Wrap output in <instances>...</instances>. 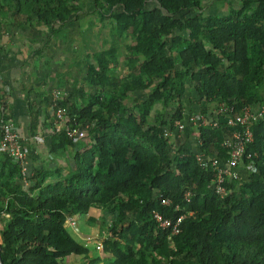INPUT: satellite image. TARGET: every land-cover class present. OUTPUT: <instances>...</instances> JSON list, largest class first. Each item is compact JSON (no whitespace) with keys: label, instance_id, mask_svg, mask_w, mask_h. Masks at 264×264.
<instances>
[{"label":"trees","instance_id":"trees-1","mask_svg":"<svg viewBox=\"0 0 264 264\" xmlns=\"http://www.w3.org/2000/svg\"><path fill=\"white\" fill-rule=\"evenodd\" d=\"M85 1L0 0V23L7 10L14 26H30L34 20L59 28L77 18L74 13ZM90 1L112 12L110 18L120 30L135 33L127 54L131 75L137 74L138 80L129 89L148 87V96L131 107L122 103L127 95L122 87L113 86L109 73L117 64L115 48L93 51L86 56L91 58L85 68L87 83L107 88L93 92L89 103L70 104L68 96L58 98L53 121L47 125L53 155L62 156L63 148L75 150L71 172L53 171L58 177L54 178L37 168L29 178L33 186L26 191L17 183L20 167L0 150L1 264H62L70 247L63 245L61 219L84 216L90 208L101 210L106 228L100 248L104 263L264 264V117L251 127L253 141L247 147L251 157H244L239 169L245 168L249 176L238 189L240 179L229 177L225 195L217 194L210 186L213 171L208 159L229 158L224 141L234 130L227 124L230 116L246 106L256 109L264 104V0H235L241 2L240 9L211 17L212 25L204 30L199 29L203 21L199 13H191L201 2L213 0ZM149 1L155 6L147 8ZM182 12L187 16L178 18ZM60 31L50 34L65 38ZM216 49L228 62L225 71L219 68ZM186 74L197 95L206 104L214 103L213 117L199 115L216 123L196 126L188 121L199 147L192 151L181 144L174 169L168 160L172 134L165 135V129L172 133L174 122L183 121L180 106L168 125L162 120L151 123L149 112L154 103L166 105L175 91H181ZM221 103L226 110L220 113ZM59 108L64 109V121L56 131ZM7 119L0 113V123ZM66 125H88L86 138L75 141L66 134ZM198 154L207 157L203 168ZM163 199L170 203L163 204ZM154 211L173 223L183 216L179 232L159 227ZM93 262L88 258L85 264Z\"/></svg>","mask_w":264,"mask_h":264},{"label":"rangeland","instance_id":"rangeland-1","mask_svg":"<svg viewBox=\"0 0 264 264\" xmlns=\"http://www.w3.org/2000/svg\"><path fill=\"white\" fill-rule=\"evenodd\" d=\"M155 6L153 1H149L147 8ZM242 7L240 1L235 0H213L203 1L192 11L191 15L199 13L202 17V25L200 30L209 28L212 25L211 17L220 18L230 15L232 10H237ZM120 7L116 9L119 10ZM117 12V11H115ZM194 12V13H193ZM112 12H107L102 8L92 6L90 0L85 1L83 8L76 11V19L59 27L45 26L32 21L30 26L12 24V17L8 15L7 10L2 12V22L0 23V50H7V53L21 54L29 60V63L23 65L24 72H28L31 76H25L26 89L24 96L26 99L27 110L29 114V125L24 126L22 132L28 137L26 147L30 152L31 171L32 175L37 170L39 157L53 156L51 152L50 142L37 141L40 138L49 139L47 125L53 121L54 95L59 91L63 94V98L68 96L69 103H89L93 100V92L107 88V86L98 84H88V77L85 76V68L91 58H86L93 51H102L108 47H114L117 54V64L109 68L110 75L114 76L113 86L122 87V93L127 96L123 98L122 103L131 107L134 101H143L147 98L149 88L144 87L131 91L130 84H135L138 80V75H131L130 57L128 56L127 46L135 42V33L128 30H120L117 23L112 20ZM186 13L177 14L178 18L184 17ZM187 16V14H186ZM24 21V20H23ZM23 21H20L23 23ZM19 22V23H20ZM60 29L65 32L66 37L63 39L56 38L51 35V31ZM60 31V32H61ZM58 34V33H56ZM208 48L212 45L207 43ZM220 59L219 68L222 71L227 70L228 62L222 56L220 49L215 50ZM15 68V67H14ZM239 76V73H235ZM29 80V81H28ZM31 80V81H30ZM106 79H102L105 82ZM180 106L181 113L184 117V128L172 131L171 145L168 153V160L171 167L175 169V153L177 148L185 143L184 135L187 140L191 141L189 147L192 150L198 149V144L195 141L194 129L188 122V117L193 114H205L209 117L214 116V103L206 104V101L201 99L194 88L190 87L189 74L183 78V87L180 92H174L170 102L166 105L162 103H154L150 108L149 117L151 123H159L160 120L168 125L176 113L177 107ZM205 112H202V111ZM188 122V123H187ZM93 123L89 127H93ZM88 125H84V128ZM191 126V128H190ZM21 130V129H20ZM47 130V132H46ZM31 140V141H30ZM61 153L64 171L71 172V167L74 165V153L72 148H63ZM52 169L48 171H52ZM54 178H58L53 174ZM248 171L241 168L240 181L236 188L240 186L248 178ZM49 179L48 181H50ZM23 187L22 185H20ZM62 187H60L61 189ZM101 210L90 208L88 212L80 217V230H86L85 235H81L75 231V228L67 219H61L62 232L64 238V246L70 247L67 253L62 256V264H85L88 258L83 260L70 258L68 254L70 249L76 248L73 239L82 238L90 235L85 239L87 243H93L95 249L92 252L90 259H95L93 264H105L106 257H100V247L106 228L103 221L100 220ZM71 226V227H70ZM82 237H81V236ZM99 244L101 246L98 248ZM95 245V246H94Z\"/></svg>","mask_w":264,"mask_h":264},{"label":"built area","instance_id":"built-area-1","mask_svg":"<svg viewBox=\"0 0 264 264\" xmlns=\"http://www.w3.org/2000/svg\"><path fill=\"white\" fill-rule=\"evenodd\" d=\"M62 96L63 94L58 91L53 97L54 103ZM227 109L230 111L233 110V108ZM224 110H226L225 105L221 103L219 112L221 113ZM55 115V123L57 124L55 130L58 131L61 129L62 123L64 121V109H57ZM263 117L264 104L256 109L246 106L242 109L241 113L233 114L227 119V124L234 128L231 137L224 141V146L229 158L224 160L215 157L208 158L212 160L211 164L213 171V178L210 186L220 196H224L226 193L227 178L231 177L234 179H240L241 171L239 169L243 164V159L244 157H251L250 152L247 151L248 144H251L253 141L251 127L256 120ZM188 121L196 126L200 124H207L210 121H212L213 124L216 123V120H210L206 116L199 114H193L189 116ZM174 128L175 130L184 128V122L182 120H176L174 122ZM65 131L69 137L73 138L75 141H78L84 137L86 138L87 126L85 128L84 126L82 128H71L69 125H66ZM170 134L171 130L166 128L165 135ZM0 150L4 151L13 160V162L18 164L22 174V179L26 182L28 167L31 162V155L27 147L24 145V142L20 137L16 126L11 119H7L6 121L0 123ZM206 158L207 157L203 156V154L197 155V159L200 162L201 168H203L202 162H204ZM251 169L255 170V167L251 166ZM186 197H189V192L186 193ZM162 203L168 205L170 201L168 199H163ZM182 218L183 216H180L177 221L173 223L170 219L164 218L160 213L156 211L153 212V219L157 222L158 226L161 228H171L172 234L179 232L178 225ZM67 220L73 223L75 221V216H68ZM107 235L111 236V233L108 232ZM100 246L101 244H99L98 248Z\"/></svg>","mask_w":264,"mask_h":264},{"label":"crops","instance_id":"crops-1","mask_svg":"<svg viewBox=\"0 0 264 264\" xmlns=\"http://www.w3.org/2000/svg\"><path fill=\"white\" fill-rule=\"evenodd\" d=\"M26 63H29V60L25 58L23 55L18 53L17 54L7 53V50L2 52V50H0V113L6 114L7 118L13 121L25 146L28 143V137L24 135L22 130L24 126L29 125L30 122L26 99L24 96V91L26 89V82H27L25 80V76H28V78L31 77L28 72L26 73L24 72L23 65H25ZM43 140L50 142V136L49 139L45 137V139L40 138L38 140L37 138V141L43 142ZM184 140H185L184 144L187 147H189L191 141L189 139L187 140L186 135H184ZM192 151H197V148L196 150H192ZM2 159H3V155L2 152L0 151V168H1ZM37 161H38L37 168L40 171H42V174H45L47 172V176H51L53 175V173L54 174L57 173V172H53L56 170H59L63 175L66 174V172L63 169L64 165L61 156L53 155V156H49V158L45 156L39 157ZM52 165H54V169L52 171H48L52 169ZM31 175H32V171H31V162H30V165L28 167L26 182L23 181L22 178L17 181L18 185L19 186L22 185L23 187L21 186L20 187L26 191H30L31 187L33 186V182H31L29 179ZM47 179H50V177ZM64 218L67 219L68 217H64ZM78 221L80 222V216L76 215L74 221L75 224H71V226L75 228V231L78 232L79 234L85 235L86 230H80L81 227ZM89 236L90 235H86L83 237L81 236L82 238L77 237L76 239H73V237H71V240H73L74 245H76V248L72 247L68 252V254L71 256L70 258L83 260L85 258H90L92 256V252L96 249L95 247H92L93 245L92 242L87 243V241H85V239ZM98 253L100 252L98 251ZM105 264H109V263H105Z\"/></svg>","mask_w":264,"mask_h":264}]
</instances>
